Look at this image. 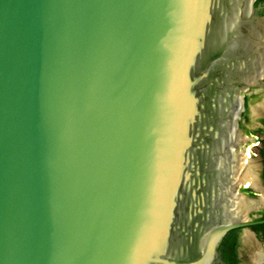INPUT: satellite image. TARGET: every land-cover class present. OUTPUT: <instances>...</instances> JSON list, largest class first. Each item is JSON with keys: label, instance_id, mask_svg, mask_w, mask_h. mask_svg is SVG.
<instances>
[{"label": "water", "instance_id": "water-1", "mask_svg": "<svg viewBox=\"0 0 264 264\" xmlns=\"http://www.w3.org/2000/svg\"><path fill=\"white\" fill-rule=\"evenodd\" d=\"M263 45L259 0H0V264H226Z\"/></svg>", "mask_w": 264, "mask_h": 264}, {"label": "bare ground", "instance_id": "bare-ground-1", "mask_svg": "<svg viewBox=\"0 0 264 264\" xmlns=\"http://www.w3.org/2000/svg\"><path fill=\"white\" fill-rule=\"evenodd\" d=\"M264 80V45L256 54L250 63V75L247 78L246 86L242 92L246 91L252 85H259ZM240 97V112L242 111L243 95ZM241 117V114H240ZM251 138L247 135L240 134V128L229 140L231 158L227 159L231 176L227 180L225 197H228L229 203V221H249L251 213L260 210L264 205V188L258 181V168L254 164V152H251L247 142ZM238 145H240L238 147ZM238 147V150H237ZM241 188H248L256 191L260 196L259 199L246 195ZM226 203V202H225ZM255 264H264V251L257 253Z\"/></svg>", "mask_w": 264, "mask_h": 264}, {"label": "rangeland", "instance_id": "rangeland-1", "mask_svg": "<svg viewBox=\"0 0 264 264\" xmlns=\"http://www.w3.org/2000/svg\"><path fill=\"white\" fill-rule=\"evenodd\" d=\"M261 83H264V80H261ZM244 92L241 94L243 95ZM250 92L245 94L247 108L244 109L243 107L240 112L241 118L243 116L245 121L240 127V134L251 138L243 146H247L251 152H254L253 161L256 168H258V181L264 188V86L254 87ZM240 190L251 197L260 198L259 194L252 189L241 188ZM256 194L258 195L256 196ZM263 207L260 208V211L254 212L258 219L262 218ZM239 236L240 245L237 247L239 264H255L257 253L261 250L264 251V235H258L252 228H246L239 231Z\"/></svg>", "mask_w": 264, "mask_h": 264}, {"label": "trees", "instance_id": "trees-1", "mask_svg": "<svg viewBox=\"0 0 264 264\" xmlns=\"http://www.w3.org/2000/svg\"><path fill=\"white\" fill-rule=\"evenodd\" d=\"M260 1L264 2V0H259V2ZM262 218H264V215ZM252 229H254L256 232L260 231L264 234V224L253 226ZM238 231L239 230L236 229L227 234L221 244L220 250L223 252V259L226 264H239V256L236 243V240L238 238Z\"/></svg>", "mask_w": 264, "mask_h": 264}, {"label": "flooded vegetation", "instance_id": "flooded-vegetation-1", "mask_svg": "<svg viewBox=\"0 0 264 264\" xmlns=\"http://www.w3.org/2000/svg\"><path fill=\"white\" fill-rule=\"evenodd\" d=\"M244 192V191H243ZM245 193V192H244ZM247 195V194H246ZM249 196V195H248ZM263 215H264V210H263V212H262V214H261V217H263ZM252 228V227H251ZM239 230V229H238ZM254 230V229H253ZM240 231V230H239ZM239 231L237 232V236H238V238H237V240H236V243H237V247H238V245H240V236H239ZM255 231V230H254ZM256 232V231H255ZM258 235H264L262 232H256Z\"/></svg>", "mask_w": 264, "mask_h": 264}, {"label": "built area", "instance_id": "built-area-1", "mask_svg": "<svg viewBox=\"0 0 264 264\" xmlns=\"http://www.w3.org/2000/svg\"><path fill=\"white\" fill-rule=\"evenodd\" d=\"M243 189H245V188H243Z\"/></svg>", "mask_w": 264, "mask_h": 264}]
</instances>
